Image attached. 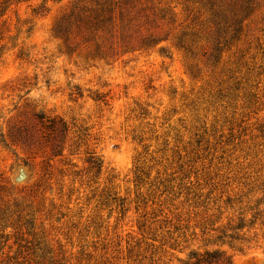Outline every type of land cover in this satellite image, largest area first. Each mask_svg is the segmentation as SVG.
I'll return each instance as SVG.
<instances>
[{
  "label": "rangeland",
  "instance_id": "1",
  "mask_svg": "<svg viewBox=\"0 0 264 264\" xmlns=\"http://www.w3.org/2000/svg\"><path fill=\"white\" fill-rule=\"evenodd\" d=\"M205 252L264 264V0H0V264Z\"/></svg>",
  "mask_w": 264,
  "mask_h": 264
},
{
  "label": "trees",
  "instance_id": "2",
  "mask_svg": "<svg viewBox=\"0 0 264 264\" xmlns=\"http://www.w3.org/2000/svg\"><path fill=\"white\" fill-rule=\"evenodd\" d=\"M102 13H103V16H102L103 17V21H102V23H104V25L111 24V19L109 18V15H108V9L106 8V10L105 11H102ZM63 31L64 30L60 31V33L63 34ZM65 33H66V31H65ZM39 119H43V118L42 117H39ZM49 127H53L52 126V123H51V125H49ZM65 130L66 129L63 126L61 132H65ZM92 160L93 159H89V162L91 163ZM237 229H240V227L237 228ZM193 259H194L193 262L188 261V262H185L183 264H212V263H217V264H230L229 260L222 259V254H218L217 252H205L204 255L194 256Z\"/></svg>",
  "mask_w": 264,
  "mask_h": 264
}]
</instances>
